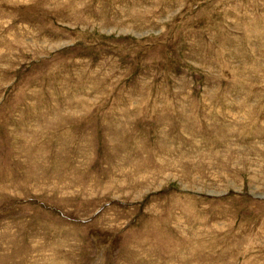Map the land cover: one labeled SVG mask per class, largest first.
Instances as JSON below:
<instances>
[{
	"label": "rangeland",
	"instance_id": "rangeland-1",
	"mask_svg": "<svg viewBox=\"0 0 264 264\" xmlns=\"http://www.w3.org/2000/svg\"><path fill=\"white\" fill-rule=\"evenodd\" d=\"M0 264H264V0H0Z\"/></svg>",
	"mask_w": 264,
	"mask_h": 264
}]
</instances>
